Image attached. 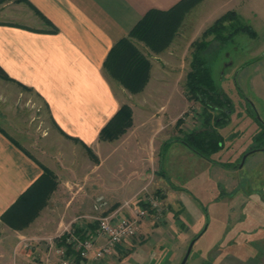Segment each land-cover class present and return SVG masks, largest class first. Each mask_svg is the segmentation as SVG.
<instances>
[{
  "label": "crops",
  "instance_id": "1",
  "mask_svg": "<svg viewBox=\"0 0 264 264\" xmlns=\"http://www.w3.org/2000/svg\"><path fill=\"white\" fill-rule=\"evenodd\" d=\"M179 1L26 0L19 3V10L2 12L7 15L3 16L5 20L0 19V67L11 82L33 90L49 121L36 155L26 153L0 129V225L7 227L2 216L23 193L27 195L23 201L34 196L30 187L47 168L62 185L71 188L60 216L85 212L98 197L108 202L128 199L152 177L156 191L166 198L160 160L155 172L152 168L151 173L150 166L157 153L160 157L163 146L172 142L185 144L162 133V115L156 116L140 106L132 107V126L121 139H100L101 129L123 103L105 74L103 63L113 44L127 36L149 10H169ZM32 9L37 10L34 26L17 20L16 11L33 18ZM20 13V17H25ZM163 73L162 67L157 68L151 61L143 92L132 94L129 99L135 97L166 109L175 104L176 98L172 102L169 94L159 102L146 95L152 81H165ZM129 103L133 106L132 101ZM178 119L175 125L181 123ZM160 136L163 138L158 139ZM155 173L158 179H154ZM74 185L77 188L72 192ZM253 185L249 177L245 187L250 193L237 194L234 190L219 196L224 211L212 217L219 225L213 224V231L208 228L211 218L203 228L202 216H197L200 220L194 231L195 240L205 236L204 264H264V192H252ZM182 197L181 194L178 198ZM49 200L38 216L42 215L39 223L16 234L31 235L49 219L56 203L54 196ZM19 207L20 204L14 206L11 212L19 211ZM62 223L64 219L56 222ZM148 225L149 221H144L139 231ZM19 245L1 238L0 264H27V256L20 248L17 254L12 253Z\"/></svg>",
  "mask_w": 264,
  "mask_h": 264
},
{
  "label": "rangeland",
  "instance_id": "2",
  "mask_svg": "<svg viewBox=\"0 0 264 264\" xmlns=\"http://www.w3.org/2000/svg\"><path fill=\"white\" fill-rule=\"evenodd\" d=\"M9 1H0L1 20L7 15L2 12L7 9L19 10V3L24 2L11 0V4L7 5ZM29 10L30 8L25 12ZM32 11L33 18L27 17L24 12L16 11L17 20L34 26L35 11ZM19 13L25 17H20ZM171 17L175 32L163 50L155 52L143 41L135 40L134 43L157 68L162 67L164 71L162 78H165V81H152L146 89L149 100L159 102L169 94L173 96L172 102L176 98L175 104L166 109L158 104L151 106L144 100H136L135 97L133 100L129 99L130 95L143 92L148 80L141 90L134 93L113 78H110L111 84L123 101L121 105H127L131 111L132 107L140 106L144 111L149 109L155 112L156 116L162 115L165 124L162 133L170 134L172 138L179 137L183 133L178 130L185 132L200 127L201 109L198 102L189 98L185 83L196 45L199 47L201 41H210L203 54L209 60L216 86L232 102L226 121L218 126L221 142L208 158L199 156L180 143L172 142L161 148V155L159 157V154H156L150 170H158L160 160L165 173L162 179V185L167 190L165 199L156 191L158 189L154 186L152 177L128 199L108 202L103 198L104 204L98 209H94V199L87 211L77 212L73 216H60V210L65 205L64 199L71 194V188L62 185L53 174V188H48V182L42 198L24 212L25 220L32 216L30 221L14 227L3 219L2 222L7 227L0 225V239L20 243L12 253L17 254L16 251L20 249L24 251L28 259L27 264H34L45 258L47 238L58 237L65 228L93 229L96 227V217L110 214L129 215L130 209L142 205L149 197H156L158 205L144 220L149 221L148 228L115 246L112 254L101 259L89 257L81 260L79 264H180L193 239L185 264H204L205 236L195 240L197 232L194 231L200 220L197 216H202L203 228L208 218H211L208 228L213 231V224L219 225L214 223L212 217L216 218V214L224 211V205L218 202L220 195L234 190L237 194L250 193L245 187L249 177L254 182L251 191L264 192V147L255 148L257 144L264 142V136L257 135L258 132L264 131V0H188L180 8L173 9ZM221 17L224 19L221 22L227 27L226 33L230 32L233 26L239 25L247 26L249 30L237 31L226 43L221 44L214 39L213 33L205 34ZM156 74L159 76L158 70ZM178 118L182 121L175 125ZM48 121L46 111L33 90L0 77V129L7 132L26 153L36 155L39 152V141L47 131ZM129 128L119 137L109 141L121 139ZM162 138L163 136L158 137ZM158 139L157 152L160 150ZM244 154L247 156L242 163ZM158 177L155 173L154 179ZM74 188H77V185L72 187V192ZM181 194L183 197L178 198ZM53 196V203H56L49 219L35 229L33 234H20L31 224L34 225L37 221L39 223L42 215L40 218L38 216ZM125 202H128V207L124 206ZM14 213L19 212L13 211L12 215ZM60 219H64L65 223L57 225L56 222ZM16 231L20 233L16 234ZM48 256L50 258V254Z\"/></svg>",
  "mask_w": 264,
  "mask_h": 264
},
{
  "label": "trees",
  "instance_id": "3",
  "mask_svg": "<svg viewBox=\"0 0 264 264\" xmlns=\"http://www.w3.org/2000/svg\"><path fill=\"white\" fill-rule=\"evenodd\" d=\"M187 1L181 0L169 10H149L135 24L127 36L115 42L110 48L103 63L105 74L109 78L117 80L130 92L134 93L141 90L149 78L150 62L134 41H143L155 52L163 50L170 42L174 34L173 32H175V25L173 26L171 17L172 10L178 7L180 8ZM222 20H224L223 17L217 20L220 24H212L205 32L206 35L213 33L214 39L220 41L221 44L226 43L237 31L249 30L246 28L247 26L239 25L233 26V29L226 33L227 27L221 22ZM209 42L201 41L199 47L196 45L192 53L190 71L187 74L185 83L189 98L199 104L201 109L199 115L202 117V122L199 128L182 132L183 134L176 138L188 146L194 153L205 158H208L209 154L215 151L221 142V134L218 131V126L226 121L223 118V114L226 113L224 110L230 111L232 107L230 98L216 86L209 60L203 54ZM0 77L6 80H12L1 67ZM215 111L219 113L215 115ZM179 121L181 122L182 120L179 118ZM131 125L132 111L127 105H121L101 129L99 138L103 140L117 138L125 133ZM257 135L264 136V131L258 132ZM262 147H264V142L257 144L255 148ZM54 180L55 176L53 173L45 169L41 177L30 187L32 188L31 190L34 196L30 200L23 201L27 196L26 192L23 193L17 202L3 214L2 219L14 227L30 221L32 216L25 220V210L30 208L31 204L37 202L39 198H42L44 191L47 189L48 182L50 184L48 188H53ZM18 204H20L19 211H17L19 213L12 215V209L14 210V206H18ZM36 206L38 205L36 204ZM69 252L70 250L68 249ZM81 260L85 259L76 256L77 264Z\"/></svg>",
  "mask_w": 264,
  "mask_h": 264
},
{
  "label": "built area",
  "instance_id": "4",
  "mask_svg": "<svg viewBox=\"0 0 264 264\" xmlns=\"http://www.w3.org/2000/svg\"><path fill=\"white\" fill-rule=\"evenodd\" d=\"M127 203L125 202L124 206L128 207ZM103 204V198L98 197L94 209L100 208ZM157 205V198L149 197L142 205L130 209L129 215L110 214L96 217L97 223L93 229L65 228L58 237L47 238L46 257L34 264H76V256L84 259L89 257L101 259L112 254L115 246L139 232L141 223Z\"/></svg>",
  "mask_w": 264,
  "mask_h": 264
},
{
  "label": "water",
  "instance_id": "5",
  "mask_svg": "<svg viewBox=\"0 0 264 264\" xmlns=\"http://www.w3.org/2000/svg\"><path fill=\"white\" fill-rule=\"evenodd\" d=\"M247 154H248V153H247ZM247 154H244V156H243V158H242V163H243L244 158L247 156ZM240 165H241V164H240ZM193 241H194V239H193ZM193 241H191V243L189 244V246H188V248H187V251H186V253H185L183 259L181 260L180 264H185L186 259H187L188 255H189V252H190V250H191V246H192V244H193Z\"/></svg>",
  "mask_w": 264,
  "mask_h": 264
},
{
  "label": "flooded vegetation",
  "instance_id": "6",
  "mask_svg": "<svg viewBox=\"0 0 264 264\" xmlns=\"http://www.w3.org/2000/svg\"><path fill=\"white\" fill-rule=\"evenodd\" d=\"M224 112H226V113L223 114V118L226 120L227 115L229 114L230 111L224 110ZM215 113H219V112L215 111ZM201 119H202V117H201ZM201 122H202V120H201ZM256 149H258V148H256Z\"/></svg>",
  "mask_w": 264,
  "mask_h": 264
}]
</instances>
